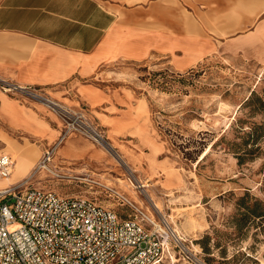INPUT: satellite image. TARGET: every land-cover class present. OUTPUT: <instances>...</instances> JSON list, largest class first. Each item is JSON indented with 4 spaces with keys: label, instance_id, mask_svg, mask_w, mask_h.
Segmentation results:
<instances>
[{
    "label": "rangeland",
    "instance_id": "rangeland-1",
    "mask_svg": "<svg viewBox=\"0 0 264 264\" xmlns=\"http://www.w3.org/2000/svg\"><path fill=\"white\" fill-rule=\"evenodd\" d=\"M214 1L198 0L210 13L191 24L220 37L209 54L187 50L192 62L200 60L182 71L156 58L111 63L110 80L131 92L111 109L122 120L99 122L86 108L75 110L104 130L105 144L81 132H56L51 142L49 133H32L44 151H5L14 169L15 156L31 160L25 175L11 174V184L24 176L19 182L133 214L118 192L166 218L210 264H264V127L256 130V144L246 143L255 126H264V0ZM10 135L27 149L36 142ZM6 142L13 152L12 139L0 132V149ZM49 146V169L40 170L35 164ZM246 148L255 150L246 154ZM254 205L263 215L250 212Z\"/></svg>",
    "mask_w": 264,
    "mask_h": 264
},
{
    "label": "crops",
    "instance_id": "crops-1",
    "mask_svg": "<svg viewBox=\"0 0 264 264\" xmlns=\"http://www.w3.org/2000/svg\"><path fill=\"white\" fill-rule=\"evenodd\" d=\"M199 5L198 0H0V80L15 89L7 92L0 82V132L15 145L10 152L6 142L0 154L44 151L32 133H49L45 140L51 142L63 131L59 112L30 91L72 111L86 108L99 122L121 121L112 106L120 108L131 92L110 80L109 65L156 58L166 64L162 67L190 68L220 38L191 26L210 13ZM187 50L201 51L195 63ZM10 132L36 139L34 147H23Z\"/></svg>",
    "mask_w": 264,
    "mask_h": 264
},
{
    "label": "built area",
    "instance_id": "built-area-1",
    "mask_svg": "<svg viewBox=\"0 0 264 264\" xmlns=\"http://www.w3.org/2000/svg\"><path fill=\"white\" fill-rule=\"evenodd\" d=\"M1 86L7 92L15 90L5 81ZM28 94L58 110L66 122L65 134L81 132L107 141L104 130L84 113L36 92ZM49 152L36 167L50 162ZM14 165L10 154H0V179L10 177ZM25 181L0 189V264H210L166 218L118 192L133 214H120L84 195H63Z\"/></svg>",
    "mask_w": 264,
    "mask_h": 264
},
{
    "label": "bare ground",
    "instance_id": "bare-ground-1",
    "mask_svg": "<svg viewBox=\"0 0 264 264\" xmlns=\"http://www.w3.org/2000/svg\"><path fill=\"white\" fill-rule=\"evenodd\" d=\"M98 136V135H97ZM97 136H92L94 138V140L97 141V143L99 145L102 146V144H105V140H101L100 138H97ZM66 146V145H65ZM69 147H63V150L67 151ZM113 149V148H112ZM51 159V158H50ZM15 160H17V164L15 166V169L12 172V175H16V174H24L27 172L29 165L31 163V160L29 159V157L27 155L25 156H21V157H17L15 156ZM48 163L42 164V166L39 168L40 170H48L49 168L46 167ZM9 178V177H8ZM8 178L6 179H0V180H5L7 181L6 183H0V189L4 186H7L9 184H11V180H9ZM133 189L136 188V185L132 184ZM143 187V186H142Z\"/></svg>",
    "mask_w": 264,
    "mask_h": 264
},
{
    "label": "trees",
    "instance_id": "trees-1",
    "mask_svg": "<svg viewBox=\"0 0 264 264\" xmlns=\"http://www.w3.org/2000/svg\"><path fill=\"white\" fill-rule=\"evenodd\" d=\"M260 101H262V103L264 102V96L262 97V98H260ZM264 104V103H263ZM264 126L263 125H261V124H258L257 126H255L254 127V131L253 132H250V133H248V135L250 136V138L246 141V143H250V141H253V143L254 144H256L257 143V139H259L260 138V136H261V132H259V134L256 132V130L257 129H262ZM264 129V128H263ZM254 148H246L245 149V153L246 154H251V153H253L254 152ZM239 158L242 160L243 159V155H239ZM250 212L251 213H253V214H258L259 216L260 215H263V214H261V213H259L258 211H259V209H258V207H256V205H254V206H251L250 207Z\"/></svg>",
    "mask_w": 264,
    "mask_h": 264
}]
</instances>
